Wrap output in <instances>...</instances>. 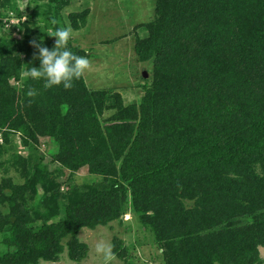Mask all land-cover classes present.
<instances>
[{"label": "trees", "instance_id": "1", "mask_svg": "<svg viewBox=\"0 0 264 264\" xmlns=\"http://www.w3.org/2000/svg\"><path fill=\"white\" fill-rule=\"evenodd\" d=\"M50 1L59 13L71 4ZM155 4L153 22L135 30L138 61L154 67L152 82L146 83L139 106L125 107L117 94L119 123L105 129L99 116L111 97L91 90L84 75L70 89L36 84L18 91L9 81L31 68L35 52L28 49L27 60L19 63L0 50V134L6 144L43 120L35 135L65 145L66 153L53 156L62 167L77 173L87 167L91 175L113 178L107 188L81 192L71 186L60 196L47 184L56 185L54 174L40 167L22 191L5 196L2 189L0 199L12 208L5 216L12 231L5 244L17 250L0 255V264L58 263L66 248L71 261L81 263L90 248L78 234L85 227L122 222L129 212L128 190L132 212L153 233L162 264L261 262L264 181L256 183L245 167L264 163V0ZM249 6L250 27L240 14ZM89 15L88 10L79 19L72 14L74 30L85 27ZM71 40V52L87 58V51ZM54 45L44 44L50 50ZM29 89L37 95L28 97ZM21 104L32 115L30 123L16 117L24 110ZM66 104H76L70 117L61 114ZM79 108L82 112L75 113ZM137 119L138 128L132 123ZM107 139L114 149L95 154L92 147ZM121 159L119 169L115 163ZM196 199L198 206L187 209L184 201ZM250 216L253 220L245 224ZM112 252L127 260L120 239H114Z\"/></svg>", "mask_w": 264, "mask_h": 264}, {"label": "rangeland", "instance_id": "2", "mask_svg": "<svg viewBox=\"0 0 264 264\" xmlns=\"http://www.w3.org/2000/svg\"><path fill=\"white\" fill-rule=\"evenodd\" d=\"M155 5V0H71L69 7L59 13L50 0H0V50L5 48V55L9 54L6 56H11L20 63L27 60L28 49L35 52L31 41L43 37L44 44L55 42V37L48 36L43 31L52 32L56 27H71L72 44L82 47L88 53L89 68L83 74L86 84L91 90L105 91L113 99V102L111 98L107 100L108 107L105 106L104 113L99 116L102 128L105 129L119 123L116 119L121 116L122 111L116 109L117 104L114 99L116 100L117 94L121 96V102L125 107L139 106L146 83L150 85L152 82L154 67L149 68L147 63L138 61L135 51L137 41L135 30L141 24L153 22L156 16ZM86 10L90 13L87 25L79 31L74 30L70 16L75 14L76 19H79ZM240 14L250 27L251 7L241 11ZM139 34L146 35L144 31ZM24 42L30 45L25 48ZM27 71L28 69L23 70L20 78L10 79V88L21 91L26 90L27 87L33 88L36 84L45 88L43 81L27 77L25 75ZM146 72L148 77H145ZM75 105H63L61 111L63 117H70ZM21 106L24 110L16 117L21 115L22 121L30 123L29 118L32 115L28 114L27 106L23 104ZM96 109L98 111V108ZM82 110L83 108H79L75 113ZM123 117L129 119L127 113ZM44 122L43 120L33 122L29 126L30 131L21 135L16 133L7 144L2 135L0 136V196L2 189L5 196L22 191L24 186L28 185L29 175L38 174L40 167L46 168L48 174H54L52 179H55L57 186L48 180L47 184L51 192L62 193L60 196L69 194L71 186H75L81 192H86L90 188L104 189L110 186L113 178L106 179L107 177L91 175L87 167L82 168L79 173L70 172L54 160L53 156L56 154L66 153L65 145H57L54 137L35 135V129ZM61 123L59 128H62L65 121L61 120ZM132 123L138 128L140 119ZM92 148L95 154L114 149L109 139L95 144ZM122 161L123 159L115 163L117 168H121ZM245 168L253 175L256 183L264 181L263 162L249 163ZM196 201L197 199L185 200L186 208L197 207ZM17 206V209L23 210L25 205ZM132 206V195L128 190L129 212L122 217V222H113L95 229L85 227L81 230L78 239L90 248L89 257L81 263L71 261L66 248L58 263L40 261L39 264H162V252L158 249L153 233L141 226L139 216L132 212ZM10 210L12 208L8 201L0 199L1 256L17 250L5 244L7 238L5 235L12 233L11 225L5 220V216L11 214ZM252 220L250 216L243 222L247 224ZM115 238L120 239L123 248L128 251L126 261L112 252ZM98 245H103L105 250L98 252ZM257 250L261 258V262L257 264H264V245H259Z\"/></svg>", "mask_w": 264, "mask_h": 264}, {"label": "clouds", "instance_id": "3", "mask_svg": "<svg viewBox=\"0 0 264 264\" xmlns=\"http://www.w3.org/2000/svg\"><path fill=\"white\" fill-rule=\"evenodd\" d=\"M43 32L55 37V45L50 50L44 46L43 37L31 41V46L36 51L33 55V63H30L32 66L25 75L32 80L43 81L45 88L62 86L64 89H70L73 87V82L80 79L89 68V60L86 56L73 54L69 49L68 43L72 37L71 27H56L52 32ZM35 61H39L38 67L34 66ZM36 95L37 93L31 89L27 92L28 97ZM104 250L103 245L97 246L98 252Z\"/></svg>", "mask_w": 264, "mask_h": 264}, {"label": "water", "instance_id": "4", "mask_svg": "<svg viewBox=\"0 0 264 264\" xmlns=\"http://www.w3.org/2000/svg\"><path fill=\"white\" fill-rule=\"evenodd\" d=\"M145 77H148V74H147V72L145 73Z\"/></svg>", "mask_w": 264, "mask_h": 264}]
</instances>
